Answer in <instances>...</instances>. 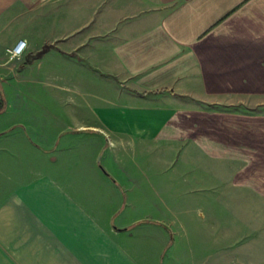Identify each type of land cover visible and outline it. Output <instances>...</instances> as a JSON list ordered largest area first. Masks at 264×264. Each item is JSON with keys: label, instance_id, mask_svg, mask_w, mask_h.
Instances as JSON below:
<instances>
[{"label": "crops", "instance_id": "1", "mask_svg": "<svg viewBox=\"0 0 264 264\" xmlns=\"http://www.w3.org/2000/svg\"><path fill=\"white\" fill-rule=\"evenodd\" d=\"M20 39L26 50L12 59ZM35 70L57 88L97 80L108 92L48 134L0 122V264H164L170 232L195 226L194 212H124L197 201L187 175L171 179L177 165L248 188L249 212H229L230 225L200 212L215 234L200 264H264V146L252 135L264 115L219 105L264 94V0H0V85L32 82L23 74Z\"/></svg>", "mask_w": 264, "mask_h": 264}, {"label": "rangeland", "instance_id": "2", "mask_svg": "<svg viewBox=\"0 0 264 264\" xmlns=\"http://www.w3.org/2000/svg\"><path fill=\"white\" fill-rule=\"evenodd\" d=\"M49 60L55 61L53 57L46 56L44 58L45 64L46 61L49 63ZM44 66L45 65H43V67ZM51 69L56 70L55 68ZM24 75L28 76V80L32 82L18 83L11 75L10 78L14 80L11 87L7 88V85L6 87H2L0 85V97H4V102L0 98V108L2 103H7V105L8 103H11V106H7L6 110L0 115V122L4 123L7 119L11 118L25 120L28 121L34 128L39 129L45 134L50 133L56 127L55 125L57 124V119H65L69 116V114L73 112V107H77L76 112L78 116L86 119V117L89 116L88 114L91 113L90 108L98 104L97 98L102 95H106L108 92L107 86H104L102 82L97 80L80 82L78 90H68L57 88L53 82L54 80L47 79V77H49L48 75H54L53 73H39L35 70L33 73H24L23 76ZM33 79H40L41 81L35 82ZM56 83L60 85L61 82L57 81ZM75 91L78 93L76 94ZM75 96L79 99V102L78 104H71V97L75 98ZM231 101H233L232 105H219L223 109L248 112L252 115H264V94L256 93L254 95L239 96L238 98H231ZM208 105L216 106L213 104ZM255 120L252 133V135H255L256 138L255 146L261 145L263 147L264 121ZM19 128L20 127H17L16 129L20 130ZM35 137L36 136L33 135L32 131V139L36 140ZM259 137L262 142L261 144H259ZM15 145L17 146L18 143ZM21 154L24 156L25 161L30 158V161L27 162L36 166L38 159H35L32 155H29L26 158L27 154ZM181 157L182 156H180V158ZM181 160L183 159H179L178 157L176 158L177 162H181ZM180 167L182 166L177 165L174 172H169V174L173 176L171 179L179 177L178 172L180 174L187 175L188 177L185 178L186 181L183 179V187L192 188L196 186V192H199L196 195L200 197L197 201H194L195 197H192V200L189 201L181 200L180 195L175 201H162L161 199L157 201H140L136 202V212H130L129 209H127L124 214H135V216L138 218L141 217V219H156L163 216L167 219H171L173 214L172 212H194L192 218L196 220L194 223L195 226L190 227L188 231L184 232H177L176 230H178V228L175 226L173 229H175L176 232H170L169 245L171 246L173 241H175V245L173 248L171 247L170 251L165 256V261L163 262L164 264H168L167 258H169V260L170 258H173V262H171V264H200V262L204 260V256L206 257L205 254L211 251L209 250V245L211 241H213L215 235L214 233L211 234L203 231L204 226H206L204 225L206 219L199 216L200 212L204 214H206V212H223L224 215L222 214V220L224 221V225H230L234 218L230 216L229 212H249L248 210L251 202L246 200L248 188L241 190V188L232 186L229 178H225V176L224 179H222L223 184L218 185L217 183L219 180L218 178H214V175L212 174L213 170H202L197 168L198 165L191 168ZM204 172H206L207 175H203L206 179L201 177L200 181V175ZM195 175L197 176L193 177ZM176 186H178V184H176ZM129 203L130 202L128 201V204ZM255 203L257 204V202ZM256 204L255 208L257 210ZM124 206L126 207L125 199L122 201L123 209L125 208ZM211 218L215 223V219L213 217ZM245 220L246 218H239V224H245ZM144 222L145 221L139 223L145 225L146 223ZM200 259L201 261H199ZM206 259L208 262H215V259H210L209 257Z\"/></svg>", "mask_w": 264, "mask_h": 264}, {"label": "built area", "instance_id": "3", "mask_svg": "<svg viewBox=\"0 0 264 264\" xmlns=\"http://www.w3.org/2000/svg\"><path fill=\"white\" fill-rule=\"evenodd\" d=\"M26 47H27V40L26 39H20L18 40V42L8 48V52H9V55H10V58H21V56L23 55L24 51L26 50Z\"/></svg>", "mask_w": 264, "mask_h": 264}, {"label": "trees", "instance_id": "4", "mask_svg": "<svg viewBox=\"0 0 264 264\" xmlns=\"http://www.w3.org/2000/svg\"><path fill=\"white\" fill-rule=\"evenodd\" d=\"M4 100V99H3Z\"/></svg>", "mask_w": 264, "mask_h": 264}]
</instances>
